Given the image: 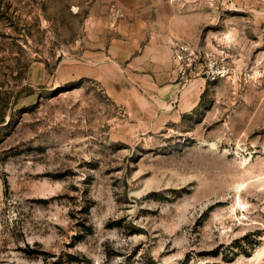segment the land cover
<instances>
[{"label":"rangeland","instance_id":"1","mask_svg":"<svg viewBox=\"0 0 264 264\" xmlns=\"http://www.w3.org/2000/svg\"><path fill=\"white\" fill-rule=\"evenodd\" d=\"M178 14L179 117L111 57ZM0 264H264V0H0Z\"/></svg>","mask_w":264,"mask_h":264},{"label":"crops","instance_id":"2","mask_svg":"<svg viewBox=\"0 0 264 264\" xmlns=\"http://www.w3.org/2000/svg\"><path fill=\"white\" fill-rule=\"evenodd\" d=\"M185 20L178 14L170 19L168 26L150 25L147 27L148 38L126 41L120 52L111 51L112 60L118 67L127 62L126 71L131 73L133 89L148 90L165 98L176 95L174 102L178 106V117L199 106L208 84L204 79H196L181 88L178 83L172 62L173 37L182 34L180 28Z\"/></svg>","mask_w":264,"mask_h":264},{"label":"built area","instance_id":"3","mask_svg":"<svg viewBox=\"0 0 264 264\" xmlns=\"http://www.w3.org/2000/svg\"><path fill=\"white\" fill-rule=\"evenodd\" d=\"M172 62L181 88L196 79L215 81L226 77L229 69L219 64L213 53L195 51L187 44L176 43L172 48Z\"/></svg>","mask_w":264,"mask_h":264}]
</instances>
